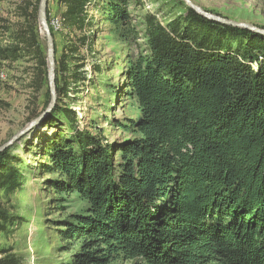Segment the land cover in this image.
Here are the masks:
<instances>
[{
    "label": "trees",
    "instance_id": "16d2710c",
    "mask_svg": "<svg viewBox=\"0 0 264 264\" xmlns=\"http://www.w3.org/2000/svg\"><path fill=\"white\" fill-rule=\"evenodd\" d=\"M171 1L186 15L166 25L147 15L148 52L126 69L125 95L136 115L118 126L130 137L110 143L96 126L82 131L70 106L50 117H65L69 130L46 142L36 167L60 210L72 195L83 204L55 221L63 240L78 247L73 264H264V35ZM96 2L59 0L76 43L56 59L58 97L87 81L80 52ZM39 4L18 6L27 23L0 51L5 61L32 58L37 91L48 84ZM127 8V0H109L103 9L124 40L132 32ZM47 17L51 26L49 9ZM28 168L13 146L0 154V237L20 225L5 203L26 187ZM0 264L22 259L0 246Z\"/></svg>",
    "mask_w": 264,
    "mask_h": 264
},
{
    "label": "rangeland",
    "instance_id": "374dc122",
    "mask_svg": "<svg viewBox=\"0 0 264 264\" xmlns=\"http://www.w3.org/2000/svg\"><path fill=\"white\" fill-rule=\"evenodd\" d=\"M37 1L0 0V51L10 46L9 36L13 30L27 23L18 6ZM192 1L214 15L264 28V0ZM108 2L97 0L88 8L90 26L85 34L89 38V46L80 52L86 62L81 73L86 71L87 81L73 85L68 97H58L56 108L70 106L79 129L83 131L91 125L96 126L113 143L130 137V133L118 125L127 123L136 115L134 102L125 95L126 69L134 56L148 52L145 17L153 15L166 25L179 16H185L186 9L180 2L171 0H127L132 32L124 40L103 10ZM48 9L50 20L54 17L62 19L65 7L59 0H49ZM36 32L47 56L46 38L40 26ZM73 36L64 26L54 31L57 60L67 42L76 43ZM38 79V69L32 58L5 61L0 56V147L47 107L50 101L48 84L44 83L38 91L32 88ZM48 119L13 145V154L29 166L28 182L24 190L10 197L9 205L5 203V207H12L11 213L20 219V225L15 226V232L9 238L0 237V246L12 247L21 257L22 264H73L72 254L78 249L63 240L55 221L79 212L82 202L72 195L67 208L60 210L53 201L54 192L44 185L47 175L36 167L37 157L46 142L59 131L69 130L65 117L56 116L50 119L52 123H48Z\"/></svg>",
    "mask_w": 264,
    "mask_h": 264
},
{
    "label": "water",
    "instance_id": "95a60500",
    "mask_svg": "<svg viewBox=\"0 0 264 264\" xmlns=\"http://www.w3.org/2000/svg\"><path fill=\"white\" fill-rule=\"evenodd\" d=\"M185 4L195 11L197 14L203 16L204 18L223 24L227 26H232L235 28L247 29L249 31L264 35V29L259 27L246 24V23H238L235 21L228 20L226 18L220 17L218 15H214L209 13L193 3L192 0H182ZM49 0H40L39 11H38V19L39 26L42 30L43 34L46 38L47 45V79H48V88L50 93V101L47 107L34 119H32L24 129H22L19 133L14 135L8 142L3 144L0 147V154L10 147H12L17 141H19L25 135L33 132L36 128H38L45 120H47L54 112L57 101H58V93H57V85H56V46L53 34L51 32L48 17H47V9H48Z\"/></svg>",
    "mask_w": 264,
    "mask_h": 264
},
{
    "label": "bare ground",
    "instance_id": "6f19581e",
    "mask_svg": "<svg viewBox=\"0 0 264 264\" xmlns=\"http://www.w3.org/2000/svg\"><path fill=\"white\" fill-rule=\"evenodd\" d=\"M51 26L53 27V29L55 31H59L62 29L63 27V23H62V19H60L59 17H54L51 19ZM263 59V58H261ZM257 66V64H255Z\"/></svg>",
    "mask_w": 264,
    "mask_h": 264
},
{
    "label": "flooded vegetation",
    "instance_id": "af4514ba",
    "mask_svg": "<svg viewBox=\"0 0 264 264\" xmlns=\"http://www.w3.org/2000/svg\"><path fill=\"white\" fill-rule=\"evenodd\" d=\"M26 58H28V57H26ZM30 58H31V57H30ZM19 59H25V58H19ZM19 59H18V60H19Z\"/></svg>",
    "mask_w": 264,
    "mask_h": 264
}]
</instances>
